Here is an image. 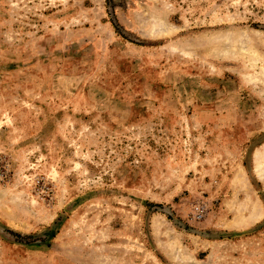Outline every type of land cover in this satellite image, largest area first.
Here are the masks:
<instances>
[{"label":"rangeland","instance_id":"rangeland-1","mask_svg":"<svg viewBox=\"0 0 264 264\" xmlns=\"http://www.w3.org/2000/svg\"><path fill=\"white\" fill-rule=\"evenodd\" d=\"M194 263L264 264V0H0V264Z\"/></svg>","mask_w":264,"mask_h":264},{"label":"bare ground","instance_id":"bare-ground-1","mask_svg":"<svg viewBox=\"0 0 264 264\" xmlns=\"http://www.w3.org/2000/svg\"><path fill=\"white\" fill-rule=\"evenodd\" d=\"M227 42H229V41H227ZM230 43H231V42H230ZM239 48H240V47H239ZM230 49H231V48H230ZM231 51H232V50H231ZM230 53H231V52H230ZM255 55H256V54H255ZM256 57H258V55H256ZM255 60H257V59L255 58L254 61L251 62V64H254V63H255ZM261 160H262V159H261ZM261 160H260V159H257V160H256V167H257L258 170H259V166L262 164V161H261ZM256 167H255V168H256ZM252 215L255 216L254 213H251V214H250V216H252ZM178 254L180 255V252H179ZM194 264H196V263H194Z\"/></svg>","mask_w":264,"mask_h":264}]
</instances>
